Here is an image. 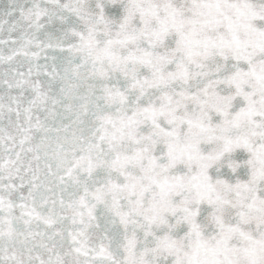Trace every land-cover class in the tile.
<instances>
[{
    "label": "snow or ice",
    "instance_id": "6c2138e0",
    "mask_svg": "<svg viewBox=\"0 0 264 264\" xmlns=\"http://www.w3.org/2000/svg\"><path fill=\"white\" fill-rule=\"evenodd\" d=\"M0 264H264V0H0Z\"/></svg>",
    "mask_w": 264,
    "mask_h": 264
}]
</instances>
